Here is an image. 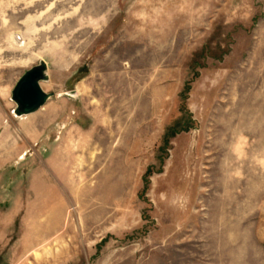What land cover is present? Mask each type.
Segmentation results:
<instances>
[{
  "label": "rangeland",
  "instance_id": "374dc122",
  "mask_svg": "<svg viewBox=\"0 0 264 264\" xmlns=\"http://www.w3.org/2000/svg\"><path fill=\"white\" fill-rule=\"evenodd\" d=\"M0 264H264V0H0Z\"/></svg>",
  "mask_w": 264,
  "mask_h": 264
},
{
  "label": "water",
  "instance_id": "95a60500",
  "mask_svg": "<svg viewBox=\"0 0 264 264\" xmlns=\"http://www.w3.org/2000/svg\"><path fill=\"white\" fill-rule=\"evenodd\" d=\"M48 79L47 64L40 60L25 69L11 90V100L15 103L14 114L24 115L36 111L52 95L41 87L40 82ZM75 91L68 93L75 96Z\"/></svg>",
  "mask_w": 264,
  "mask_h": 264
}]
</instances>
